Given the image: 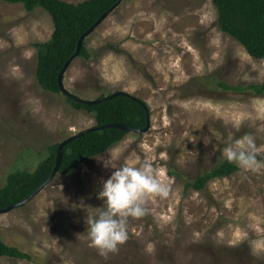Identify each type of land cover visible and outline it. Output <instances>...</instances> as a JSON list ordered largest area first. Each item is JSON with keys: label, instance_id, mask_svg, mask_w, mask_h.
<instances>
[{"label": "rangeland", "instance_id": "obj_1", "mask_svg": "<svg viewBox=\"0 0 264 264\" xmlns=\"http://www.w3.org/2000/svg\"><path fill=\"white\" fill-rule=\"evenodd\" d=\"M53 32L43 9L28 12L0 0V188L13 172H33L49 146L97 124L37 80L34 44ZM87 47L95 54L73 61L66 88L86 100L124 91L151 115L147 133H129L102 155L114 153L118 165L149 160L164 169L170 195L148 199L146 214L129 218L126 243L101 256L85 220L102 210L98 192L114 170L98 162L102 155L94 157L0 214L2 240L33 258L0 257V264H264V169H239L202 191L185 190L186 180L225 161L229 137L253 136L264 160V96L210 83L213 77L232 86L264 83V60L221 31L213 0L124 1Z\"/></svg>", "mask_w": 264, "mask_h": 264}, {"label": "trees", "instance_id": "obj_2", "mask_svg": "<svg viewBox=\"0 0 264 264\" xmlns=\"http://www.w3.org/2000/svg\"><path fill=\"white\" fill-rule=\"evenodd\" d=\"M1 1L21 4L28 12L41 8L52 18L54 32L51 39L34 44L38 50L36 76L43 89L58 94L62 93L58 78L65 65L71 59L90 60L95 54L88 49L85 38L77 56L79 41L105 13L114 8L118 0H86L78 4L64 0ZM213 2L221 31L241 43L251 57L264 60V0H213ZM210 83L225 92H251L256 96H264V83L232 86L219 82L215 77L210 79ZM105 96L102 95L98 99ZM66 98L75 109L92 114L97 124L66 144L58 174H74L88 160L106 153L130 133L118 128H108L107 125L123 124L136 129H143L147 125L148 116L145 108L148 105L131 95L117 96L93 105L78 103L67 96ZM58 147L59 144L49 146L47 157L33 172L19 170L8 175L6 184L0 188V210L22 202L50 178L56 166ZM238 170L235 164L225 160L193 181L186 180L185 190L202 191L210 181L229 177ZM0 257L33 261L29 253L7 245L1 234Z\"/></svg>", "mask_w": 264, "mask_h": 264}, {"label": "clouds", "instance_id": "obj_3", "mask_svg": "<svg viewBox=\"0 0 264 264\" xmlns=\"http://www.w3.org/2000/svg\"><path fill=\"white\" fill-rule=\"evenodd\" d=\"M259 152L254 137L246 134L238 139L229 137L221 156L243 171L258 172L264 169V160L258 159ZM96 159L105 169L114 171L102 181L98 199L103 202V207L96 215L87 216L86 232L90 246L107 257L128 240L129 218L143 217L148 199L169 197L171 185L164 179V169L154 166L147 159L138 166L135 161L118 165L117 157L111 152Z\"/></svg>", "mask_w": 264, "mask_h": 264}, {"label": "water", "instance_id": "obj_4", "mask_svg": "<svg viewBox=\"0 0 264 264\" xmlns=\"http://www.w3.org/2000/svg\"><path fill=\"white\" fill-rule=\"evenodd\" d=\"M125 0H118L116 5L114 6V8H112L110 11H108L107 13H105L98 21L97 23L91 27L86 33L85 35L81 38V40L79 41V44H78V49H77V53L76 55L78 56L80 50H81V47H82V43L84 41L85 38H88L91 34H93L103 23L104 21L112 14L113 11H115ZM73 62V60L71 59L66 65L65 67L62 69L60 75H59V78H58V82H59V86H60V89H61V92L69 97L70 99H73L75 100L76 102L78 103H82V104H88V105H93V104H98V103H101V102H104V101H108V100H111L117 96H121V95H130L129 93L127 92H124V91H118V92H115V93H112L110 95H106L105 97L103 98H100V99H96V100H86V99H83L75 94H73L72 92H70L66 86H65V83H64V76L69 68V66L71 65V63ZM132 96V95H131ZM134 99H137V97L135 96H132ZM146 111H147V125L145 128L143 129H136V128H132V127H129V126H126V125H123V124H109L107 125L106 127L108 128H118V129H122V130H126V131H129L130 133H136V134H145L147 133L150 129H151V115H150V109L149 107L146 106ZM84 132V131H83ZM83 132H80L78 134H75L71 137H69L68 139L64 140L62 143L59 144V147L57 149V157H56V166L50 176V178L44 183L42 184L38 189H36L29 197H27L25 200H23L22 202L20 203H17L15 205H12V206H9V207H6L4 209H1L0 210V214H4V213H8L14 209H17L21 206H24L26 204H28L30 201H32L43 189H45V187H47L54 179L55 177L57 176L58 172H59V169H60V166H61V163H62V159H63V150H64V147L66 146V144H68L69 142L73 141L74 139H76L77 137H79Z\"/></svg>", "mask_w": 264, "mask_h": 264}]
</instances>
